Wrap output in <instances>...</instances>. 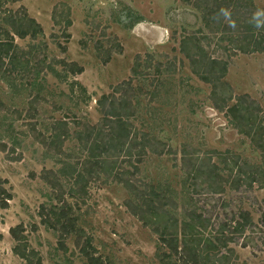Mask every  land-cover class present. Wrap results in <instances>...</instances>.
<instances>
[{
	"label": "rangeland",
	"instance_id": "obj_1",
	"mask_svg": "<svg viewBox=\"0 0 264 264\" xmlns=\"http://www.w3.org/2000/svg\"><path fill=\"white\" fill-rule=\"evenodd\" d=\"M258 10L264 0H0V19L25 14L42 30L35 39L13 36L24 67L0 73V183L11 195L0 209V264H24L13 254L16 242L9 234L19 225L23 245L41 264H87L74 237L64 241V252L58 250L57 235L38 217L40 206L56 204L45 175L64 162L85 177L77 192L73 178H57L104 264H181L179 256L161 259L153 226L134 216L145 210L140 204L147 184L170 197L168 207L175 203L171 216L179 219L190 209L207 219L204 236L224 225L223 237L231 241L220 250L222 262L210 253L214 264H264V185H247L234 169L241 165L245 177L264 170V153L254 143H264V15L254 17ZM202 60L226 66L218 89L229 102L223 104L213 85L194 73ZM59 62L82 73L72 76ZM102 98L125 102L134 113L132 131L162 152L148 151L137 174L120 160L113 176L83 173L86 157L75 133L100 123ZM236 102L245 115L253 114L256 131L227 112ZM58 121L66 124L68 138L55 154L39 141ZM249 127L248 135L241 133ZM204 164L213 173L211 186L220 184L217 193L205 176L191 177ZM129 181L136 189L129 191ZM243 217L250 224L239 235L233 227Z\"/></svg>",
	"mask_w": 264,
	"mask_h": 264
},
{
	"label": "trees",
	"instance_id": "obj_2",
	"mask_svg": "<svg viewBox=\"0 0 264 264\" xmlns=\"http://www.w3.org/2000/svg\"><path fill=\"white\" fill-rule=\"evenodd\" d=\"M10 2H17L19 0H8ZM216 2L220 0H215ZM212 11V10H211ZM0 73H10L15 71L18 67L22 69L24 66L18 62L16 55V46L13 43V36L19 39H25L29 37L35 39L38 35L42 34L40 26L33 20L28 18L25 14H4L0 19ZM70 25L66 22V26ZM183 51H187L186 58L190 59L193 63V57L189 55L188 43L184 45ZM65 67L72 76L82 73V69L77 65L65 62H59ZM203 65H198L195 70V74L205 83L213 85V95L219 96V99L223 104L231 100L230 95H221L218 89L221 80L226 74V66L221 63H216L211 60H202ZM23 64V63H21ZM19 65V66H18ZM50 67V66H49ZM54 71V70H51ZM101 104L100 113L102 115L101 121L95 126L83 128L81 131L75 133V138L82 148L86 159L82 161L83 168L86 175L93 174L97 179L101 174L104 176H113L118 171L117 164L127 162L129 164L131 175L137 174L138 165L142 162V159L148 151L161 155L162 152L156 151L155 143H151V140L145 135L140 136L132 131V125L130 118L134 117L131 108L126 107L125 102L115 103L114 98L107 100L102 98L98 100ZM107 103V105L102 104ZM237 103V102H236ZM118 104V105H116ZM237 103L227 108V112L233 116L234 119L240 121H246L248 124L255 126V120L248 111L246 115L240 110L244 109ZM239 105V107L237 106ZM129 119V120H128ZM237 123V122H236ZM235 128L239 126L234 124ZM257 127L255 128V131ZM252 129L249 127L247 132H241L249 134ZM240 132V131H239ZM260 133V137H261ZM139 136V137H138ZM68 138V128L62 121L52 122L49 129V136L41 141L43 146L52 149L55 154L60 152L63 141ZM154 142V141H153ZM256 148L264 153V143L258 139H254ZM118 160L120 162L118 163ZM63 164V163H61ZM190 164L194 167L193 162ZM66 165H64L56 171L55 174L48 172L45 175V181L49 184L50 188L54 191V199L56 204L50 207L40 206L38 217L40 224L46 229L51 230L57 235V248L60 251H65L64 241L69 237H74L75 245L78 247L79 254L85 258L87 264H104L103 260L99 256H94V247L91 245V238L86 236L82 229L78 227V216L73 212V207L68 204L63 197L61 191V184L57 177L68 175L73 178V185L77 187L75 192L83 190V186L80 182L85 178L84 175L78 171ZM75 166V165H74ZM73 166V167H74ZM213 169V168H212ZM235 173H239L244 177L242 179H248L247 185L254 183L261 186L264 185V170L252 169L248 171L245 177V171H242L243 167L235 163ZM193 174L191 177H206V186L214 191V193L220 191V184L212 185L214 182L208 175L213 174L207 171L204 166H197L192 169ZM234 172L233 169H230ZM68 171V173L66 172ZM191 171V170H190ZM188 171V172H190ZM52 174V179L49 176ZM202 181V180H201ZM129 191L136 189L135 186L129 181ZM217 187L218 189H215ZM148 190V191H147ZM72 193L69 194L72 197ZM141 207L145 210L138 212L136 216L143 224L152 225L153 231L157 234L160 242L161 259L169 262L174 256L178 260H181V264H214V261L210 258V253L217 254L215 257L217 262H222L225 259V255L221 254L220 250L227 249L228 243L231 241L226 240L223 237L225 231L224 225H222L218 231L210 236H204L208 231L209 221L197 213L195 210H184L182 216H171L175 211V203L173 206L168 207L171 203L170 197L166 193L161 191L156 186L151 184L145 185L144 194L141 196ZM11 200V195L2 187L0 183V209L7 207V202ZM75 209V208H74ZM164 222V223H162ZM250 224L248 218H242L241 223H234V231L237 234H242L247 225ZM23 228L19 225L9 229L10 237L16 242V246L13 248V254L24 261V264H41V259L38 254L32 250H26L23 245L24 237L22 236ZM164 248L165 250L163 251ZM167 249V250H166Z\"/></svg>",
	"mask_w": 264,
	"mask_h": 264
},
{
	"label": "clouds",
	"instance_id": "obj_3",
	"mask_svg": "<svg viewBox=\"0 0 264 264\" xmlns=\"http://www.w3.org/2000/svg\"><path fill=\"white\" fill-rule=\"evenodd\" d=\"M221 12L227 17L228 13L221 9ZM264 15V10H258L255 14H254V17H259V16H262ZM257 26L259 27V22L257 23Z\"/></svg>",
	"mask_w": 264,
	"mask_h": 264
}]
</instances>
